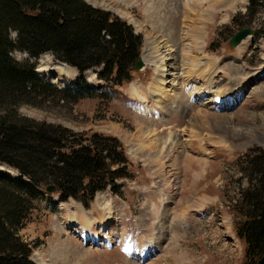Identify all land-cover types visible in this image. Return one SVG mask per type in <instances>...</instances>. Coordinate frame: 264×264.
<instances>
[{"label": "rangeland", "instance_id": "374dc122", "mask_svg": "<svg viewBox=\"0 0 264 264\" xmlns=\"http://www.w3.org/2000/svg\"><path fill=\"white\" fill-rule=\"evenodd\" d=\"M85 1L120 15L143 35L146 65L123 84L106 82L101 67L91 68L87 80L106 95L51 109L23 104L18 112L75 132L116 135L132 175L97 192L89 207L75 198L55 202L54 194L35 198L18 231L31 243V258L38 264H258V255H246L230 204L248 185L241 157L264 147V8L252 18L249 0L218 9L208 6L214 0ZM244 25L255 33L231 47L229 39ZM12 56L34 62L40 77L59 86L78 75L63 70L51 51L35 58L15 49ZM163 62L169 66L163 87L173 89L164 101L146 90ZM229 90L235 93L226 95ZM194 114L197 122L189 123ZM201 133L202 141L195 136ZM160 165L164 175L155 172ZM14 169L0 161L6 175L15 178ZM163 178L172 182L170 192Z\"/></svg>", "mask_w": 264, "mask_h": 264}, {"label": "trees", "instance_id": "16d2710c", "mask_svg": "<svg viewBox=\"0 0 264 264\" xmlns=\"http://www.w3.org/2000/svg\"><path fill=\"white\" fill-rule=\"evenodd\" d=\"M250 3L248 15L253 18L259 7L264 8V0ZM233 21L238 23V17ZM11 31L17 32L16 38ZM142 43V35L126 19L85 0H0V161L20 173L13 178L0 171V264H38L30 258L31 243L18 231L35 198L53 199L46 191L48 185L56 187L55 202L75 198L89 207L97 191L108 186L116 189L119 180L132 175L117 136L75 132L22 115L19 107L51 109L106 95L87 80L85 71L102 66L99 77L106 82H128ZM15 49L35 58L51 51L79 75L59 86L40 77L34 62L16 60ZM242 164L248 185L230 208L246 255L260 258L264 254V147L245 152Z\"/></svg>", "mask_w": 264, "mask_h": 264}, {"label": "bare ground", "instance_id": "6f19581e", "mask_svg": "<svg viewBox=\"0 0 264 264\" xmlns=\"http://www.w3.org/2000/svg\"><path fill=\"white\" fill-rule=\"evenodd\" d=\"M236 0H214L213 2H210L209 3V7H213V8H216V9H218V8H222V7H228V6H230V5H233V3L235 2ZM243 2L244 3H246L244 0H243ZM203 3V2H202ZM186 5L188 6L189 5V3L187 2L186 3ZM193 5H195V4H193ZM224 5V6H223ZM196 37H197V35H196ZM199 38V37H198ZM154 49H155V51L157 52V47L156 46H154ZM148 51H150L148 48H146V50H143V56H145L146 54H147V52ZM152 51V50H151ZM159 58H156V59H154V61H156L155 63L156 64H158V62H159V60H158ZM233 60V59H232ZM234 61V60H233ZM211 62V61H210ZM200 63V62H199ZM198 63V64H199ZM212 63V62H211ZM201 64V63H200ZM159 65V64H158ZM163 65H164V67H163ZM62 66H63V70H67L66 69V66L67 67H69L70 69H71V67H70V65H68V64H65V63H62ZM195 68L197 69V64L195 65ZM68 71V70H67ZM70 71V70H69ZM168 71H169V66L167 65V63L166 62H163L160 66H159V69L157 70V73H156V76L153 78V81L150 83V85H149V87L148 88H146V90H149V92L150 93H152L153 95H155V96H157L160 100H167V99H169L170 97H171V93L173 92V89H165L164 87H163V82H164V80H166V76H167V74H168ZM45 72V71H44ZM202 73V72H201ZM46 74V72L44 73V75ZM237 78H239V77H237ZM234 82H236V81H234ZM237 83V82H236ZM236 83H234L233 84V79H232V82L230 83V84H228L229 86H231L232 87V89H233V87H234V85L235 86H237V84ZM187 87V86H186ZM243 86L239 89V90H237V87L234 89V91L235 92H237V93H241L242 91H243ZM232 90H229V91H226L225 93H226V95L229 93V92H231ZM233 92V91H232ZM235 92H233V93H235ZM216 94V93H215ZM231 94V93H230ZM217 95H220V94H217ZM237 95V94H236ZM228 98V102H232L233 101V98H234V95H231V97L229 96V97H227ZM157 99V98H156ZM213 103H215V102H213ZM228 106V105H227ZM193 116H196V114H194V115H192V117H191V121L189 122V123H191L192 122V120H195V118L193 117ZM196 122H197V120H195ZM195 122V123H196ZM171 128H172V126H170ZM171 128H169V130H171V132H173L172 131V129ZM193 130V129H192ZM194 131V130H193ZM170 134V133H169ZM169 136H172V135H169ZM168 136V137H169ZM196 136V139H198V140H200V141H202L203 139H204V135L201 133V135H199V134H196L195 135ZM169 140V143L170 142H172V140H173V136H172V140L170 141V139H168ZM221 140V139H220ZM166 142V141H165ZM217 142V141H216ZM219 143V142H218ZM155 144V143H154ZM153 144V145H154ZM155 146V145H154ZM144 154V153H143ZM157 156H156V159H161L160 158V156L158 155V152H157V154H156ZM148 159H150V158H148ZM163 167L164 166H162V165H160L158 168H156L155 169V172H158L159 173V175H164L163 174ZM162 181H164V184H163V187H164V189L166 190V191H168V192H170L171 191V188H172V182L170 181V180H168V181H166V179L165 178H163L162 179ZM169 197L170 196H166V198H165V200L166 201H168L169 200ZM93 240H94V238H93ZM145 246V248H147L148 247V245H147V243L144 245Z\"/></svg>", "mask_w": 264, "mask_h": 264}, {"label": "water", "instance_id": "95a60500", "mask_svg": "<svg viewBox=\"0 0 264 264\" xmlns=\"http://www.w3.org/2000/svg\"><path fill=\"white\" fill-rule=\"evenodd\" d=\"M254 29L251 27H244L238 30L230 39L229 44L231 47L237 46L241 41L245 38H247L249 35L254 34ZM145 65V61L142 57L138 58L135 62V69L140 70ZM47 190L50 192H54L56 190V187L51 184L47 186ZM258 264H264V254L260 257L258 260Z\"/></svg>", "mask_w": 264, "mask_h": 264}, {"label": "crops", "instance_id": "0c3cea01", "mask_svg": "<svg viewBox=\"0 0 264 264\" xmlns=\"http://www.w3.org/2000/svg\"><path fill=\"white\" fill-rule=\"evenodd\" d=\"M199 61H202V60H199ZM231 62H234L233 60H231ZM234 71V70H233ZM185 84V83H184ZM184 87H186V86H184ZM199 109L200 108H198L196 111H199ZM195 111V110H194ZM206 137V136H205ZM210 136H208V138H209ZM210 139V138H209Z\"/></svg>", "mask_w": 264, "mask_h": 264}]
</instances>
